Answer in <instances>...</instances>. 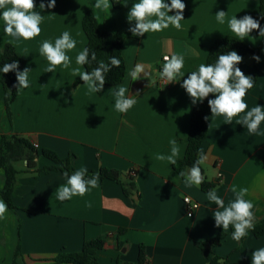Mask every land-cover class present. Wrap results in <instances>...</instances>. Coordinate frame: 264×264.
Instances as JSON below:
<instances>
[{
  "label": "crops",
  "instance_id": "0c3cea01",
  "mask_svg": "<svg viewBox=\"0 0 264 264\" xmlns=\"http://www.w3.org/2000/svg\"><path fill=\"white\" fill-rule=\"evenodd\" d=\"M34 2L35 11L44 19L41 33L27 41L13 40L5 34L0 9V48L13 45L22 61L19 70H31L29 87L18 89L10 117L0 82V142L3 135L25 137L39 150L49 149L61 158H69L75 170H117L121 182L132 181L135 188L128 195L122 183L99 180V187L84 196L61 202L56 190L67 183L63 173L28 172L27 161L17 162L19 174L13 192L16 208H8L6 219H0V264H54L58 254L81 252L85 241L99 238L105 240L104 248L98 251L100 264H137L141 247L145 251L143 264H210L212 254L227 264H252L251 254L264 247V236L256 238L249 230L235 241L230 225L219 245L203 248L201 243L215 238L223 229L215 226L213 213L217 206L200 185H188L174 165L156 156L170 154L172 139L180 147L177 160L185 156L196 104L181 84L201 63L207 65L210 48L218 39L234 36L227 20L257 11L260 0H182L186 9L180 30L170 25L143 36H133L129 28L135 22L127 20L128 11L139 0H123L120 9L114 8L111 0L109 9H96V0H56L54 8L44 10L39 8L41 0ZM89 10H93L102 30L131 34L123 46L127 68L124 80L104 86L97 93H89L84 82L72 74L73 68L86 70L75 63V57L88 43L83 19ZM221 10L227 12L224 24L215 17ZM64 31L77 41L76 48L67 53L71 65L45 72L48 61L40 55V46L45 40L54 44ZM261 40L252 32L243 41L258 47ZM185 49L191 51L185 56L183 76L178 75V82L170 87L160 88L163 56ZM258 56L259 63L248 55L238 65L245 74L254 64L259 70L255 88L244 97L248 105L245 113L231 123L224 116H210L208 135L200 151L207 156L201 165L204 179H220L214 190L226 206L235 199L233 185L238 190L248 189L245 199L255 206V224L264 218V121L256 134H250L236 121L257 104L264 107V50ZM137 64L152 73V83L143 74L132 81L129 73ZM116 86H124L128 89L126 95L136 96L135 105L127 113L114 107ZM37 162L39 168L53 165L44 156ZM4 176L0 170V193ZM186 196L200 204L193 217L187 215ZM17 248L21 255L15 263Z\"/></svg>",
  "mask_w": 264,
  "mask_h": 264
},
{
  "label": "clouds",
  "instance_id": "9594fccd",
  "mask_svg": "<svg viewBox=\"0 0 264 264\" xmlns=\"http://www.w3.org/2000/svg\"><path fill=\"white\" fill-rule=\"evenodd\" d=\"M10 5V7H8ZM56 6V0H49L47 4L41 0L39 8L41 10L52 9ZM96 9H109V0H96L94 5ZM36 4L34 0H0V9H2V19L5 27L4 32L13 40L23 39L31 40L41 33L40 24L44 17L35 11ZM186 4L182 0H139L132 5L127 13V20L135 22L134 27H130L129 31L133 36H143L149 32H160L173 26L175 29L182 28L181 21L184 20V11ZM174 12V15H169ZM227 12L221 10L215 14L216 20L220 24L225 23ZM154 17V19H153ZM264 19V16H261ZM227 24L231 32L239 40H244L253 30H258L259 36L264 37V27H261L260 21L251 15H244L241 18L232 16L227 20ZM77 41L72 38L68 31H64L59 38L55 39L54 44L48 40L42 42L40 46V55L44 56L48 61V67L45 72H54L57 66L62 65L65 69L71 65V58L67 54L76 48ZM185 49L179 53L173 52L170 56H164V63L159 72V77L165 84L177 81V76H183L182 69L185 64V56L190 52ZM257 63L260 62L259 56H253ZM243 61V57L237 51H229L225 54H219L218 59L213 64L201 63L197 71L188 74L184 79L181 87L191 98L193 104L203 102L210 94H214L215 98L208 99L207 103L211 110L212 117L224 116L228 123H231L234 117L245 113L248 105L244 102V97L249 89L254 86V78L246 75L238 65ZM96 63V67L89 71H81L79 67L72 69V74L78 76L87 86L89 93H97L103 90L106 82V74L111 71L112 67H119L120 59L115 56L109 57L106 63L97 59L95 51L88 48L81 50L75 57L77 65H89ZM31 70L27 67L23 71L19 70V63H5L0 72L7 74L15 72L17 83L13 87L17 89L29 87L28 73ZM143 77L152 83V73L142 64H137L131 70L129 75L132 81H136ZM178 82V81H177ZM118 90L114 92L115 109L120 113H127L136 103V96L126 95L128 89L124 86H116ZM205 120L209 119L207 116ZM264 121V107L256 105L251 110L246 111L237 124L244 125L250 134H256ZM171 146L170 154L165 156L158 154L156 159L160 161L167 160L170 164L177 163V157L180 154V147L175 139L169 141ZM207 156L201 153L198 159L188 167L182 170L179 176L185 178L188 185H202L204 176L201 171V165L205 163ZM88 169L81 167L74 171L71 175L65 172L67 183L61 185L56 190V198L63 202L72 199L73 196H84L92 188L99 187V174H93L87 177ZM231 191L235 194V199L230 201L227 206L223 199L217 195L216 191L209 190L207 197L217 206V210L213 213L216 227H222L227 232L229 226L234 228L232 239L240 241L248 234L249 230L255 229L254 204L245 199L248 193L247 188L237 189L236 185L231 187ZM90 207L91 205L88 204ZM8 205L3 199H0V219H6ZM252 264H264V247L259 248L251 254Z\"/></svg>",
  "mask_w": 264,
  "mask_h": 264
},
{
  "label": "trees",
  "instance_id": "16d2710c",
  "mask_svg": "<svg viewBox=\"0 0 264 264\" xmlns=\"http://www.w3.org/2000/svg\"><path fill=\"white\" fill-rule=\"evenodd\" d=\"M114 8L120 9L123 6V0H111ZM253 18L260 21L261 27H264V0H260V6L257 11L250 14ZM83 29L86 34L88 43L86 48L90 51H95L98 60H103L106 63L109 57L115 56L120 59L121 64L119 67H112L111 71L106 74V82L104 86H114L121 83L127 73L126 63L123 56V46L125 40L131 36L130 33L126 31L113 30L104 31L100 28L93 10H89L83 19ZM253 32L259 34L258 30H253ZM237 51L239 55L245 58L248 55L258 56L264 50V37H262L261 43L258 47H252L245 41L239 40V38L234 36H226L218 39L210 48L209 56L207 59V64H213L218 59L219 54H225L229 51ZM16 61L19 63V68L21 66V57L18 54L16 48L7 44L4 48H0V68L3 67L5 63H12ZM86 71H91L92 68L96 67V63L89 65H84ZM259 70L256 64H254L246 75H251L255 82L253 88L247 91H252L258 81ZM0 82L4 88V99L7 108V115L10 117V107L18 96V89L13 87L17 83L15 72H9L4 74L0 72ZM215 98L214 94H210L202 103L197 102L191 115V125L190 134L188 138V145L186 149L185 156L182 159L177 160L174 165V169L179 174L182 170H186L188 167L198 159L203 143L205 142L208 131H209V119L212 116L211 110L208 106L207 100ZM40 156L52 161L53 165L39 168L37 159ZM27 161V171L35 173H48L50 171H58L61 173L68 172L71 175L76 171L70 162L69 158H61L52 150L42 149L39 150L34 146L27 138L19 135H3L0 142V170L5 173L4 176V187L0 193V196L8 205V208L13 210L16 208L13 203V192L17 183V177L19 170L16 168L15 164L17 162ZM202 171V167H201ZM93 174H99L100 180H113L121 182V174L117 170L102 168L99 172L87 173V177H91ZM220 182V179L216 181H207L204 179L202 185H200L201 190L208 192L209 190L215 189ZM123 190L126 194H130L135 186L133 182L127 184L122 183ZM252 234L256 238L264 236V218L255 224L254 231L251 230ZM226 234L223 229L220 230L219 234L204 243L201 246L207 247V245H219ZM104 239H94L85 241L81 252L78 253H60L54 259V264H100L98 259V251L104 248ZM21 255L20 248H17L15 252V263L18 257ZM210 264H227L226 261L214 254L209 255ZM145 262V251L144 248H140L139 262L137 264H143ZM120 264V263H119ZM127 264V263H124ZM129 264V263H128Z\"/></svg>",
  "mask_w": 264,
  "mask_h": 264
},
{
  "label": "built area",
  "instance_id": "2783aa9c",
  "mask_svg": "<svg viewBox=\"0 0 264 264\" xmlns=\"http://www.w3.org/2000/svg\"><path fill=\"white\" fill-rule=\"evenodd\" d=\"M169 56V55H168ZM162 61H163V63L165 62L164 61V56H163V58H162ZM161 69H162V67H161ZM160 69V70H161ZM174 82H172V83H170V84H165V82L164 81H162L160 78H159V80H158V86L160 87V88H168V87H170L172 84H173ZM217 167L219 168L220 167V164H217ZM132 175H134V172L132 173ZM184 203L186 204V206H187V215H188V217H193L194 216V214H195V212L199 209V207H200V204H199V202L198 201H196V200H194L193 198H191V197H189V196H186V197H184Z\"/></svg>",
  "mask_w": 264,
  "mask_h": 264
},
{
  "label": "rangeland",
  "instance_id": "374dc122",
  "mask_svg": "<svg viewBox=\"0 0 264 264\" xmlns=\"http://www.w3.org/2000/svg\"><path fill=\"white\" fill-rule=\"evenodd\" d=\"M18 164L20 165V163H17L16 166H17Z\"/></svg>",
  "mask_w": 264,
  "mask_h": 264
}]
</instances>
